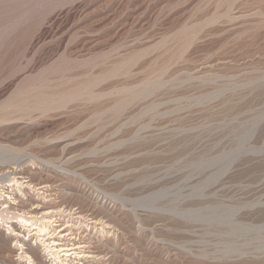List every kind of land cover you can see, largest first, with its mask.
<instances>
[{"label": "rangeland", "instance_id": "obj_1", "mask_svg": "<svg viewBox=\"0 0 264 264\" xmlns=\"http://www.w3.org/2000/svg\"><path fill=\"white\" fill-rule=\"evenodd\" d=\"M0 112L93 264H264V0H0Z\"/></svg>", "mask_w": 264, "mask_h": 264}, {"label": "bare ground", "instance_id": "obj_2", "mask_svg": "<svg viewBox=\"0 0 264 264\" xmlns=\"http://www.w3.org/2000/svg\"><path fill=\"white\" fill-rule=\"evenodd\" d=\"M6 118L0 112V123ZM22 153L21 149L0 144V233L10 243L12 254L15 253L14 263L93 264L99 259L98 247H107L108 240L93 236L90 231L99 226L103 233L109 225L77 206L59 202L58 184L35 182L32 175H26L27 168L37 171V165L22 160ZM7 157L17 159L12 162ZM54 168L67 172L61 166Z\"/></svg>", "mask_w": 264, "mask_h": 264}]
</instances>
